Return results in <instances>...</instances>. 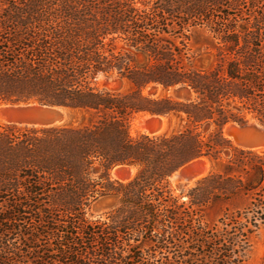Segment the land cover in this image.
Here are the masks:
<instances>
[{
  "label": "trees",
  "instance_id": "trees-1",
  "mask_svg": "<svg viewBox=\"0 0 264 264\" xmlns=\"http://www.w3.org/2000/svg\"><path fill=\"white\" fill-rule=\"evenodd\" d=\"M2 2L0 103L65 107L76 121L0 125V264H244L264 227V154L223 129L264 124V0ZM202 28L215 41L207 67L191 52ZM111 75L128 88H102ZM140 115L179 124L132 136ZM202 158L218 169L183 200L170 179ZM119 165L137 168L130 182L112 176ZM105 196L118 207L89 218Z\"/></svg>",
  "mask_w": 264,
  "mask_h": 264
},
{
  "label": "rangeland",
  "instance_id": "rangeland-1",
  "mask_svg": "<svg viewBox=\"0 0 264 264\" xmlns=\"http://www.w3.org/2000/svg\"><path fill=\"white\" fill-rule=\"evenodd\" d=\"M140 1H154V0H140ZM4 9V3L0 0V15L2 14ZM215 43L214 38L210 35L209 31L205 28L197 29L194 31L191 39V49L192 54L195 55L196 60L195 63L198 67H207L215 60V47L213 46ZM100 84L102 88L111 90V91H119L122 89H127L128 84L125 81L119 79L117 75L111 76H102L100 78ZM0 105H6L5 103H0ZM8 106V105H6ZM69 119L65 122V124H69L71 122H75V115L71 112ZM148 117V115H140L135 117L130 124V132L132 136H138L140 134H144L142 130L138 127V122ZM168 125L167 129L164 133H172L178 126L179 120L174 117H168ZM254 118L252 116H248V122L253 121ZM256 120V119H255ZM7 124L0 120V125ZM146 134V133H145ZM261 154V153H260ZM207 159V158H205ZM208 162V163H207ZM207 162L204 163V171L202 173L197 172L196 175H200L197 180H193L189 182L187 180H172L170 182L175 191L176 195H180L184 193L183 200L187 199V193L191 188H193L197 181L207 176L211 172L218 169V164L207 159ZM136 168V167H135ZM137 169V168H136ZM137 173V170H136ZM131 177L124 182H130L134 176ZM113 176V174H112ZM115 178V177H114ZM172 178V177H171ZM116 179V178H115ZM119 205V199L114 196H105L98 199L88 211V217L94 220L102 218L103 220L107 219L108 213L113 211ZM225 209V205L218 203L214 206H211L209 209L205 211V220L208 223H216L219 218L222 216ZM158 256V259L165 256L164 253H152ZM244 264H264V227H262L252 238L250 241V247L245 253Z\"/></svg>",
  "mask_w": 264,
  "mask_h": 264
},
{
  "label": "water",
  "instance_id": "water-1",
  "mask_svg": "<svg viewBox=\"0 0 264 264\" xmlns=\"http://www.w3.org/2000/svg\"><path fill=\"white\" fill-rule=\"evenodd\" d=\"M146 93L157 96L160 93V88L149 87ZM176 94L182 97L188 96L185 90L176 91ZM6 105L9 106L1 110V114L6 117L7 124L19 127L47 128L61 126L65 124L71 115V111L68 108L51 106L39 102L7 103ZM148 116L151 118L143 121V126L149 131L151 136H159L168 125L167 118L170 116ZM223 132L234 147L258 153L262 152L264 154V124L261 122H247L245 124L230 123L224 127ZM199 160L192 161L182 167H187L185 174L202 173L204 171V163H195ZM117 167H121L119 175L125 180L131 177V169L135 168L129 165H119Z\"/></svg>",
  "mask_w": 264,
  "mask_h": 264
},
{
  "label": "bare ground",
  "instance_id": "bare-ground-1",
  "mask_svg": "<svg viewBox=\"0 0 264 264\" xmlns=\"http://www.w3.org/2000/svg\"><path fill=\"white\" fill-rule=\"evenodd\" d=\"M9 106V105H8ZM8 106H6V105H0V120L2 121V122H5V123H8V121H7V119H6V117H4L2 114H1V110H3V109H5V108H7ZM151 117L150 116H148V117H146V118H143V119H141L139 122H138V127L142 130V132L143 133H146V134H149V135H151L150 133H149V131L143 126V121H145V120H147V119H150ZM168 119V118H167ZM250 122H257L255 119L253 120V121H250ZM167 127V126H166ZM167 128H165L161 133H163V132H165V130H166ZM160 133V134H161ZM159 134V135H160ZM259 153H261V154H263L262 152H259ZM201 162H207V159H204V158H202V159H200L199 161H196L195 163L197 164V163H201ZM194 163V164H195ZM208 163V162H207ZM186 168L187 167H185V168H182L180 171H178V172H176L173 176H172V180H187V181H189V182H192L193 180H197L199 177H200V175H196V173H194V174H189V173H187V174H185V171H186ZM121 169V167H117L116 169H114L113 171H112V174H113V176L116 178V179H118V180H120V181H125V179H123L120 175H119V170ZM131 173H132V175L133 174H135L136 173V168H132L131 169Z\"/></svg>",
  "mask_w": 264,
  "mask_h": 264
}]
</instances>
